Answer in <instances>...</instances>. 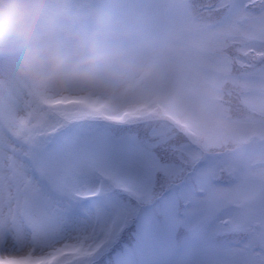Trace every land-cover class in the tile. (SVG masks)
<instances>
[{
  "label": "snow or ice",
  "instance_id": "1",
  "mask_svg": "<svg viewBox=\"0 0 264 264\" xmlns=\"http://www.w3.org/2000/svg\"><path fill=\"white\" fill-rule=\"evenodd\" d=\"M134 2L178 45L189 106L210 123L97 115L42 93L41 62L0 61V264H92L201 162L199 190L166 201L165 217L238 236L222 264H264V0ZM99 196L77 222V203Z\"/></svg>",
  "mask_w": 264,
  "mask_h": 264
},
{
  "label": "clouds",
  "instance_id": "2",
  "mask_svg": "<svg viewBox=\"0 0 264 264\" xmlns=\"http://www.w3.org/2000/svg\"><path fill=\"white\" fill-rule=\"evenodd\" d=\"M177 50L134 0H0V61L41 62L42 93L97 115L210 123L189 106Z\"/></svg>",
  "mask_w": 264,
  "mask_h": 264
},
{
  "label": "rangeland",
  "instance_id": "3",
  "mask_svg": "<svg viewBox=\"0 0 264 264\" xmlns=\"http://www.w3.org/2000/svg\"><path fill=\"white\" fill-rule=\"evenodd\" d=\"M205 168V163L201 162L197 172L181 182L175 193L163 194L152 205L144 208L93 259L92 264H101L102 259H110V264H222V250L235 247L238 236L227 234L213 240L210 236L211 228L201 227L194 219L187 217H181L184 223L177 226L165 217L163 211L164 203L174 200L176 195L187 199L199 190L198 173ZM219 186L227 187L228 183L220 181ZM121 198L127 199L126 194H121ZM106 204L105 196L81 200L75 207L73 217L77 222L88 220L97 207ZM117 244L123 249L117 248Z\"/></svg>",
  "mask_w": 264,
  "mask_h": 264
},
{
  "label": "trees",
  "instance_id": "4",
  "mask_svg": "<svg viewBox=\"0 0 264 264\" xmlns=\"http://www.w3.org/2000/svg\"><path fill=\"white\" fill-rule=\"evenodd\" d=\"M189 175H186L185 176V178L183 179V181L188 177ZM190 177V176H189ZM182 181V182H183ZM166 195L167 194V192H165V193H162L161 195ZM117 248H120L121 250L123 249L121 246H120V244H117ZM103 260V261H102ZM102 260H100V261H102L103 263H101V264H110V259L109 260H106V261H104V259H102ZM94 264H97V263H94Z\"/></svg>",
  "mask_w": 264,
  "mask_h": 264
},
{
  "label": "bare ground",
  "instance_id": "5",
  "mask_svg": "<svg viewBox=\"0 0 264 264\" xmlns=\"http://www.w3.org/2000/svg\"><path fill=\"white\" fill-rule=\"evenodd\" d=\"M10 247H11V241H8V242L6 243V247H5V248H6V250H7V249H9Z\"/></svg>",
  "mask_w": 264,
  "mask_h": 264
}]
</instances>
